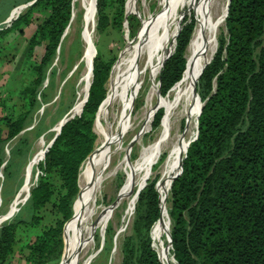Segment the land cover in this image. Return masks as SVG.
<instances>
[{
  "label": "trees",
  "instance_id": "trees-1",
  "mask_svg": "<svg viewBox=\"0 0 264 264\" xmlns=\"http://www.w3.org/2000/svg\"><path fill=\"white\" fill-rule=\"evenodd\" d=\"M126 1L95 0L99 34L108 35L111 30L121 41ZM34 9L45 16L34 27L27 53L33 57L35 48L40 47L42 53L34 66L33 88L20 92L26 111L14 118L0 116V150L4 142L20 134L36 105V87L71 22L73 0H37ZM193 12L191 7L190 16ZM193 16L182 28L187 20L181 22L173 53L159 69L161 97L185 74ZM127 19V33L134 39L140 34L139 21L134 16ZM8 29L0 31V37ZM224 31L195 85L202 104L197 135L186 148L168 191V254L175 264H264V0H230ZM114 59L94 57L80 113H74L42 149L37 182L28 198L30 222L1 225L0 264L9 263L18 243L24 264L60 262L67 243L66 226L73 219L79 191L77 176L95 147L93 126L106 99L105 85ZM163 114L161 109L154 113L155 128ZM157 181L138 193L136 219L131 236L123 242L121 264H161L149 236L160 217ZM21 226L40 231L22 244L18 237ZM114 234L107 226L102 252L109 254ZM93 237L100 248V237L96 233Z\"/></svg>",
  "mask_w": 264,
  "mask_h": 264
},
{
  "label": "rangeland",
  "instance_id": "rangeland-1",
  "mask_svg": "<svg viewBox=\"0 0 264 264\" xmlns=\"http://www.w3.org/2000/svg\"><path fill=\"white\" fill-rule=\"evenodd\" d=\"M36 1L37 0H0V31L9 28L7 34L4 37H0L1 117L6 115L14 118L23 114L26 111V107L24 106L25 101L20 98V92L25 88H33L34 86L33 80L36 77L34 66H37L38 58L42 53V47L35 48L33 57H30L27 53L28 40L33 34L35 25L40 22L45 16L44 14H42V12L38 11L39 9L31 10ZM126 2L124 5V13L126 12L129 15L125 13L126 20L123 22L120 31L122 35L121 41L119 38H117V36H114L111 30L107 31L108 35L99 34V31L97 29V13L95 6V21L91 33L92 60H90V67L92 66V61L97 54L107 61L110 60V58L114 57L115 63L120 55L119 53L126 46L136 42L143 35L141 20L137 17L136 14L127 12ZM162 2L163 0H139L137 8L145 17H150V15L153 16L157 13ZM86 12L87 0H73L71 22L69 23V26L63 34L61 45L57 49L55 56L50 61L49 65L43 70V73L41 75V84L36 87V105L33 110L28 113L25 124L20 134L17 137L4 142L1 146L0 227L3 223H16L17 221L30 222L31 212L30 208L28 207L30 206L28 203V198L31 188L37 182L39 172L37 165L42 159L40 152L47 143L51 142V135L56 133L57 127L61 123L66 122L72 115H74V113H78L82 107L83 101L85 99V92L87 88H89L88 86L90 85L92 77L90 69V81L88 86L80 83V80L84 76L83 74L86 70V59L84 54L86 47L82 32L85 26ZM213 13H215V11H213ZM23 16H25V18H23ZM131 16L136 17L140 24V34L134 39H131L129 37V33H127V18H130ZM189 16L190 15H186L185 17L187 18L185 19L183 17L184 20L182 19V21H187L186 23L181 21V28L190 21L193 14L190 16V18ZM215 20L216 15L213 14L211 17V22H214ZM26 21H29L30 23L26 24ZM11 25L12 27H10ZM223 25L224 24L222 23L214 29L215 50L217 47L218 36L221 33L225 34ZM178 26L180 27V25ZM195 26L196 24H194V28L192 31L193 33ZM189 44L185 51L186 62L187 57L189 56ZM96 48L98 50L97 54L95 52ZM172 51L173 50H171V52ZM114 63L112 64V67ZM139 71L141 73V79H139V88L135 90V92L131 90L128 93L129 99L131 100V107L129 106L128 108H125V106L123 105L121 109L120 106V113L118 114L117 118L111 122L112 131L116 132L117 130H119L118 132L122 133L121 135H123V131H121L122 128H120L123 122L130 123L132 120L131 128L129 132L126 133L125 137L123 135L122 142L118 143L119 145H112V167L119 164L123 165H121L117 169V172L115 173L116 175L114 174V177L103 185V188L97 198V207H107L112 205L116 201L118 192L126 178L124 167L128 164L133 165L139 158L140 152L147 146L152 144V142L159 136L160 125L155 128L153 118L154 115L152 116V119L150 121L151 126L150 124H148L145 127V109L143 107L147 97L146 95H148L149 93L155 94L152 105H154L157 99L161 97L158 86L159 76L155 85H152L150 83L149 69L145 68L143 62L140 65ZM110 78L111 74L109 75V78L105 85L106 93ZM158 109H161L162 112L164 111L162 108H157L153 113H155ZM184 126L185 119H181L180 122L176 124L173 133L180 132V134H182ZM196 128L197 126L193 130L194 136L192 138V141L197 135ZM101 130L102 126L97 125L96 122H94L93 132L97 138L92 153L99 146V132ZM192 141H189V144ZM168 152L169 149L163 151V156H161L157 163L153 165V168L150 170L147 179L142 184H138L134 187L131 198L120 202L114 208L112 213H109L105 216L101 226L94 231V234L96 233L98 234V237H100V248L97 249L95 239L93 238L91 250L87 252V255H81L82 259L91 255L92 259L90 264L122 263V245L124 240L130 237L132 234V226L134 220L136 219L135 210L138 200V193L148 183L154 181V179H158L155 185V189L157 191V184L161 178V168H163L165 159L169 155ZM92 153L81 166L80 172L82 171L86 162L92 157ZM79 174L77 176L79 191L77 198L73 204V218L78 211L82 200V197L80 195L81 184ZM121 179L123 180L121 181ZM168 199L169 195L167 192L166 214L168 208ZM8 212L9 214L8 216H6ZM72 221L73 219L66 226L65 232L67 241L68 227L72 223ZM107 226H110L113 231L115 230L113 245L109 254L101 251L104 241L103 235ZM154 227L155 225L152 228L154 229ZM152 228L150 229L149 236L151 238L152 248L159 256V245L166 248L168 252V245L170 240L169 228L168 234L164 235L161 241L157 240L156 237L154 238V236L152 235ZM39 231L40 228L38 227H19V242L23 244L26 241L32 240ZM18 244L15 245L14 255L9 259L10 261L7 264H24L23 249L20 248ZM158 258L160 259V256ZM168 263L175 264L170 256Z\"/></svg>",
  "mask_w": 264,
  "mask_h": 264
},
{
  "label": "bare ground",
  "instance_id": "bare-ground-1",
  "mask_svg": "<svg viewBox=\"0 0 264 264\" xmlns=\"http://www.w3.org/2000/svg\"><path fill=\"white\" fill-rule=\"evenodd\" d=\"M138 4L139 0H127L126 10L136 14L141 20L143 35L119 53L120 55L111 69L106 99L96 113L95 122L102 126V130L99 132V146L94 150L92 157L79 174L82 200L68 227V241L59 264H90L91 255L83 257L84 259L81 258V255H87V252L91 250L94 231L101 226L105 216L112 213L120 202L131 198L134 187L147 179L153 165L163 156L162 153L166 149H169V155L161 168V178L157 184L160 219L154 229L152 228V235L161 241L162 237L168 234L167 192L172 180L178 175V168L185 155L184 152L194 136L193 130L196 127L201 107L194 88L202 70L211 62L215 54L214 29L218 25L224 24L228 0H163L157 13L150 17H145L138 10ZM191 7H193L196 26L188 48L189 56L185 74L168 94L165 97H159L154 105L152 102L155 94L146 95L143 106L145 127L150 124L153 112L157 108L164 110L159 124V136L140 152L139 158L133 165L128 164L124 167L126 178L118 192L116 201L107 207H97V198L103 185L110 181L117 169L123 165L112 167V145L122 142L123 135L125 137L132 124V120L130 123L123 122L120 127L123 131V135H121L119 130L112 131L111 122L117 118L123 105L125 108L130 106L131 100L128 93L131 90L135 92L139 88V79H141L139 70L142 62L145 68L149 69L150 83L155 85L161 65L172 53L176 35L180 30L178 25L183 17L190 15ZM94 9L95 0H87L85 26L82 31L86 47L84 52L86 70L80 80L81 84L87 86L90 81V60H92L91 33L95 21ZM213 14L216 15V20L211 22ZM181 119H185L182 134L180 132L173 133L176 124ZM158 248L161 264H169L167 249L161 245Z\"/></svg>",
  "mask_w": 264,
  "mask_h": 264
},
{
  "label": "water",
  "instance_id": "water-1",
  "mask_svg": "<svg viewBox=\"0 0 264 264\" xmlns=\"http://www.w3.org/2000/svg\"><path fill=\"white\" fill-rule=\"evenodd\" d=\"M229 2H230V0H228V4H229ZM227 8H228V5H227ZM227 8H226V10H227ZM226 16H227V12H226L225 18H226ZM177 35H178V34H177ZM215 52H216V51H215ZM171 54H172V53H171ZM170 56H171V55H170ZM162 66H163V65H162ZM91 69H92V66H91ZM89 86H90V85H89ZM89 86H88V87H89ZM83 103H84V101H83ZM82 105H83V104H82ZM201 105H202V104H201ZM80 111H81V109H80ZM80 111H79V113H80ZM199 112H200V111H199ZM199 114H200V113H199ZM71 117H72V116H71ZM71 117H70L68 120H70ZM68 120H67V121H68ZM67 121H66V122H67ZM64 124H65V122L61 123V124L58 126L57 131H58V130H59ZM176 177H177V176H176ZM176 177H175V178H176ZM8 214H9V212L6 214V216H8ZM6 216H5V217H6ZM169 243H170V240H169Z\"/></svg>",
  "mask_w": 264,
  "mask_h": 264
}]
</instances>
